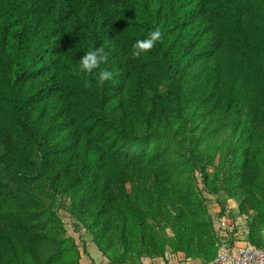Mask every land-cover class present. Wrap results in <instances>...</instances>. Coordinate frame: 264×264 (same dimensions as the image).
<instances>
[{
	"label": "trees",
	"instance_id": "trees-1",
	"mask_svg": "<svg viewBox=\"0 0 264 264\" xmlns=\"http://www.w3.org/2000/svg\"><path fill=\"white\" fill-rule=\"evenodd\" d=\"M157 27L162 40L133 58L132 45ZM98 47L108 54L101 68L112 73L104 84L99 70H79ZM189 123L214 144L225 139L222 148L237 140L232 178L211 173V192L227 186L253 210V190L264 182V0H0V264H49L47 245L57 257L50 264H79L66 258L57 229L45 228L50 219L31 190L37 183L54 199L76 194L67 206L76 222L97 244L118 234L123 250L131 244L117 223L124 227L137 210L134 187L147 208L167 205L174 221L184 218L176 235L186 259L212 261L221 232L188 197L176 205L170 194L177 156L199 162L208 177L203 157L177 139ZM175 139L170 150L166 142ZM262 225L248 222L244 242L262 246ZM237 232L222 241H243ZM117 255L110 264H131Z\"/></svg>",
	"mask_w": 264,
	"mask_h": 264
},
{
	"label": "rangeland",
	"instance_id": "rangeland-1",
	"mask_svg": "<svg viewBox=\"0 0 264 264\" xmlns=\"http://www.w3.org/2000/svg\"><path fill=\"white\" fill-rule=\"evenodd\" d=\"M177 122H179L177 119L171 121L173 129H177ZM178 131L177 139L185 141L186 152L196 154L205 160L206 166L204 168L208 170V177L204 179L205 176L200 171L199 162L182 163L179 162L177 156L175 161L177 186L170 191V194H173L175 204H180V201L177 200L178 196L184 199L188 197V200L193 203L192 209L213 226L216 234L218 231L221 232L217 236L220 238L216 245L217 248L223 239H221V235L229 236L234 229L241 232L239 228H244L248 222L257 227L263 224L259 233L264 236V182L253 190L254 195L259 196V203L254 205L255 200L250 201L252 206L254 205L253 210H247L245 203L242 207L240 197L227 186L219 185L217 193L211 192V188L215 187V183L210 176L211 173L216 177L218 176L219 181L228 176L232 178L230 170H232L233 164L230 163V160L233 151L236 149L237 140L235 138L227 140L222 148L221 144L225 139L214 144L209 137H201L198 124L189 123ZM166 145L171 150L172 147L176 146V139L169 140ZM182 150L180 148L177 152L180 154ZM240 150L241 147L237 149V151ZM31 190L34 191L33 194L42 204V207H45L44 213L50 219L46 220L45 228L47 230L57 229V233L59 232L62 238H65L69 249L66 255L70 259L65 257L71 262H74L73 259L78 258L79 264H110L112 263L110 259L114 258L116 260L121 257L117 254L126 256L124 258H127V261H130L131 264H143L144 262V264H176L187 258L186 253L178 249L180 239L176 235L180 232V225L185 222L184 218L174 221L169 216V214L173 216V213L167 205L157 206L151 203L150 206L154 210L147 208L146 203L148 200L144 199L134 187H129L128 193L132 202L135 203L134 208H137V210L128 214L124 227L122 222L117 223L131 244V247L124 250L119 243L118 234H115L109 243L100 241L97 244L95 235L86 226L76 222L75 217L70 214L67 207L69 203L76 201V194L73 192L60 193V196L54 199L53 196L48 194L44 183L35 184ZM241 198H245V196L242 195ZM153 207H156V209ZM151 214H159L157 217L159 221L151 220ZM147 222H151L148 228H146ZM190 227L192 226L189 225ZM142 235H146V238L143 239ZM171 237L174 239V246L171 245L173 242L170 241ZM152 240L156 245H150ZM193 242L194 239H191L187 241V244ZM182 243L183 246L185 242ZM153 251L154 255L152 257ZM43 253L48 258L50 257L49 264L56 262L57 257H52L49 245L43 248ZM149 253L150 255H146ZM138 254L144 256V261L136 260Z\"/></svg>",
	"mask_w": 264,
	"mask_h": 264
},
{
	"label": "clouds",
	"instance_id": "clouds-1",
	"mask_svg": "<svg viewBox=\"0 0 264 264\" xmlns=\"http://www.w3.org/2000/svg\"><path fill=\"white\" fill-rule=\"evenodd\" d=\"M163 37V33L159 27L150 31L146 38L137 40L132 45L131 55L133 58H139L142 54L151 51L157 44V42L161 41ZM108 62V54L105 52L103 47H98L94 50L87 51L79 62V70L80 72L91 75L95 70V79L99 84H104L112 78V73L108 70L101 68L102 64H106ZM85 88L92 87V81L85 79L84 81Z\"/></svg>",
	"mask_w": 264,
	"mask_h": 264
},
{
	"label": "built area",
	"instance_id": "built-area-1",
	"mask_svg": "<svg viewBox=\"0 0 264 264\" xmlns=\"http://www.w3.org/2000/svg\"><path fill=\"white\" fill-rule=\"evenodd\" d=\"M207 264H264V244L222 241L216 256Z\"/></svg>",
	"mask_w": 264,
	"mask_h": 264
},
{
	"label": "crops",
	"instance_id": "crops-1",
	"mask_svg": "<svg viewBox=\"0 0 264 264\" xmlns=\"http://www.w3.org/2000/svg\"><path fill=\"white\" fill-rule=\"evenodd\" d=\"M239 230L241 232H239V231L237 232L238 233L237 237H238V239L240 238V240H243V241H240V243H247V242H244V240H246V236H247L244 234V229L240 227ZM261 240L263 241V244H264V236H262ZM176 264H201V263L199 261H196V260L192 261L190 259H185V260H182L181 262H178Z\"/></svg>",
	"mask_w": 264,
	"mask_h": 264
}]
</instances>
